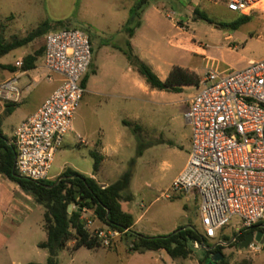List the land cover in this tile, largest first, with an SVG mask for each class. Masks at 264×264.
Here are the masks:
<instances>
[{
	"label": "rangeland",
	"instance_id": "obj_1",
	"mask_svg": "<svg viewBox=\"0 0 264 264\" xmlns=\"http://www.w3.org/2000/svg\"><path fill=\"white\" fill-rule=\"evenodd\" d=\"M8 1L5 0V2ZM10 1L11 5L15 6V10L23 11V16L18 18L17 28L27 32H30L34 27L27 26L30 14L36 11L37 15L44 17L47 10H51V5H54V0ZM111 1L86 0L82 9L84 21L77 22L76 19H71L73 22L71 25L66 23V27L82 31L89 37L93 51L98 50L101 40L115 41L118 36H122L118 32H113L116 30L115 26H107L103 23L102 15L105 19L106 8ZM28 3L30 4L28 5ZM123 3L131 2L130 0H123ZM148 3L165 7L161 10L162 17L159 33L157 36H152L158 51L163 58L171 61L176 66L196 69L198 80L204 77L209 67L219 70H241L248 65L250 60L259 61L264 59V0L261 5L257 6L259 9L244 15L249 16L251 21L239 26L234 31L218 29L214 25L199 19L191 10V8H198L208 18L217 23H233L240 15L228 11L224 0H215V2L213 0H148ZM46 6H48V9ZM167 12L170 13L171 20L163 17ZM16 15V12H13V16ZM73 15L75 16V11ZM180 19L187 23V33L194 35L192 36L193 44L204 49L211 57V60H205L201 64L197 55L185 52L174 46L177 43L178 36H174L177 32L172 27V22ZM0 23L5 27L8 26L9 18L0 19ZM225 32L231 35L230 39L224 35ZM0 33L4 38H7L5 29L3 32L0 29ZM40 41L41 38L39 37L26 47L11 51L0 59V64L12 66L15 59L21 56L23 51L30 50ZM40 50L41 47L38 48L39 52H41ZM92 70L91 63L87 74H90ZM8 74L7 70L0 69V81ZM50 86L51 84L47 81H41L38 85L31 86L29 89L31 94L27 99L21 101L22 103L18 106L19 110L12 117L3 116L4 112L0 115V124L6 136L10 135L12 129L16 127L25 114V111L32 105L35 98L39 96L38 94H43ZM198 92L199 90L192 86L187 87L183 94L180 95L166 93L163 96L159 92L153 98H146L149 103L145 111L138 112L140 116L139 124L134 122L130 124L131 140L129 141L126 135L121 138L122 145L119 159L122 162L121 168H123V171L131 168V160L135 161L132 181L126 191V194H130L132 198L128 202H122V208L124 211L131 213L134 221L142 215L137 220L136 229L152 237L165 236L178 228L184 227H191L200 235L203 234L196 207L198 199L195 198V194L190 196L174 195L171 199L165 198V194L172 183L173 172L181 163L183 156L179 152L180 148H177V145L183 142L185 135L189 136V127L185 124L184 119V112L187 109L186 98ZM101 109V100L86 94L73 116L72 131L63 137V142L66 143L74 138L76 139V135L85 140L83 138L84 129L92 132L97 131L99 120L101 119ZM154 138L163 140L165 145H171V147H158L154 150L145 148L142 155L137 156V149H142L144 145L150 143ZM71 149H74V151H68L62 156L57 155L55 157L48 174L49 180H54L58 176L64 163H67L66 169L73 162L78 163L82 170L87 169V166L90 169L93 168V160L89 157V146L80 145L71 147ZM26 204L27 208L31 209L27 224L33 225L35 232L43 234L44 209L37 204ZM86 217L91 218L94 222L91 230L104 228L96 218L91 217L89 214H86ZM262 223V227H264V221ZM242 230L240 221L233 219L231 225L221 231L216 239H205L204 245L200 244L197 250L192 245L194 251L191 256L192 259L171 260L164 252L160 253L161 258L156 252H144L141 254L128 252L129 250L125 249L124 244H120L116 252L103 247L94 253L81 249L75 256V264L82 262L85 264H199V259L202 260V264H217L218 262H214L213 257H210L206 250L211 249L218 242H223L224 244L220 246L221 252L219 253L224 256L227 264H244L246 262L249 264H264L262 246L258 245V252H252L249 249L239 248L237 246L239 243H230L234 236ZM122 241L127 243L128 248H130L125 238H122ZM69 249L72 250V247ZM63 259L65 262L71 259L67 251Z\"/></svg>",
	"mask_w": 264,
	"mask_h": 264
},
{
	"label": "built area",
	"instance_id": "obj_2",
	"mask_svg": "<svg viewBox=\"0 0 264 264\" xmlns=\"http://www.w3.org/2000/svg\"><path fill=\"white\" fill-rule=\"evenodd\" d=\"M262 1L228 0L226 8L247 15L259 9ZM91 61V44L84 32L64 27L44 36L46 80L51 81L53 75L61 79L14 132V168L20 177L49 180L63 137L72 131V119L84 95L82 80ZM14 67L22 70L23 61H16ZM197 88L185 116L191 130L188 159L165 198L196 194L201 236L214 240L233 219L246 232L264 221V59L250 61L241 70L209 67ZM20 100L18 77L0 82V107ZM78 139L85 144L80 136ZM83 223L86 230L92 229L89 218ZM126 232L103 228L93 233L100 246L108 249ZM222 245L218 242L215 247ZM199 247V243L193 244L195 250ZM248 249L258 252L259 246L253 241Z\"/></svg>",
	"mask_w": 264,
	"mask_h": 264
},
{
	"label": "crops",
	"instance_id": "obj_3",
	"mask_svg": "<svg viewBox=\"0 0 264 264\" xmlns=\"http://www.w3.org/2000/svg\"><path fill=\"white\" fill-rule=\"evenodd\" d=\"M137 1L138 0H130L131 3H123V0H112L110 4L107 5L106 18L104 19L102 15V19L104 20L103 23L107 26H115L116 30H114L113 32H118L122 36H118V39H116L115 41H110L107 39L101 40L97 51H93V46L91 45V63L93 67L92 71L94 73L89 74V77L84 86L83 97L88 94L101 100L102 112L101 119L99 120L100 122L98 124V130L92 132L86 131L84 129L83 138H85V140L83 141L85 142V144L80 143V141H78L79 135H76V139L74 138L72 141L70 140L66 143L63 142L62 147L55 155L56 157L57 155L62 156L65 152L68 151L73 152L74 149H71V147L74 146H89L90 159L93 160V158L91 157L92 153L97 154L101 158L98 170L94 172L93 168L90 169L88 166L87 169L82 170L81 166L78 163L74 162L69 165L70 167L68 169L93 179L101 188L112 185L123 175L124 172H126L123 171V168H121L122 162L119 159L122 145L121 138L126 135L129 141L131 140L132 135L130 133V124L133 122L139 124L140 116L138 112L143 110L145 111V108L149 103L146 98H153L159 92L160 95L163 96L166 93L180 95L183 94L187 87H192L184 86L181 88V91L179 93L165 91L157 92V90L151 89L146 84L144 78H142L138 74V72L128 63L126 57L120 51V48H123L125 42L128 40L133 54L137 56L143 63L148 65L152 72L161 81L167 79L173 67H180L176 66L166 58H163V56L158 51V48L156 47L154 39L152 38V36H157V34L159 33L162 17L161 10L165 7H162L161 5L160 7L158 5L148 3V6L141 15V26L136 29L133 36L131 38H128L126 34L122 32V29L126 21L128 20L129 11ZM213 1L215 2V0ZM227 1L228 0H224L225 3H227ZM21 2H23V0H21ZM85 2L86 0H54V5H51V10H47L44 17L41 15H37L36 11H33V13H31L28 18L29 20L27 21V26H34L31 29V31H33L43 22H48L50 26L45 33L46 35L48 32L54 31L55 29H59L63 26L66 27V23L71 25V23H73L71 19H76L77 22H82L84 21L82 9L84 8ZM29 4L30 3H28V5ZM46 8L48 9V6H46ZM191 10L194 11L193 8H191ZM74 11L75 16L73 15ZM13 12H16L17 15L13 16ZM169 15L170 13L167 12V14H165V16L163 17L171 20ZM20 16H23V11L15 10V6L11 5L10 0L8 2H5V0H0V19L9 18V25L5 27L7 34V38H5L6 40H9L11 37L24 38L28 33L31 32H27L23 29L17 28L16 25L17 23H19L18 18H20ZM57 22H63L62 26L58 25ZM178 22H180L179 25H177ZM172 27L177 32L174 36H178L177 43L174 45L176 48L197 55L200 58L201 64H203L205 60H211V57H209L208 53L204 49L193 44L192 36L194 35H189L187 33L186 30L188 29V27L185 21H183L182 19L175 20L172 22ZM224 35L227 36L228 39H230L231 37V35L226 32L224 33ZM44 36L40 37L41 41L39 43H36L30 50L23 51L21 56L17 57L14 61V63L18 60L23 61L24 58L36 54L37 56L34 62V67L30 70H19L14 67L13 63L11 66L12 70H7L9 74L1 80L3 81L12 77H18V88L21 93V100L15 104L16 107L11 112V114L3 115L9 118L12 117L17 110H19L18 106L22 103L21 101L27 99L31 94L29 93V89L31 88V86L38 85L41 81H47L51 84L47 91H45L41 95L38 94L39 96L35 98L32 105L25 111V114L17 123L16 127L12 129L10 135H5L0 124V131L2 135L5 136L11 144H13L14 132L17 127L21 124L22 121L31 116L43 104V102L58 86L61 79L59 76L53 75L51 81L46 80L47 73L43 68ZM37 39H35L34 41H36ZM39 47H41V53H39L38 51ZM250 61H248V63ZM180 68L186 69L184 67ZM186 70L197 75L196 69ZM195 87L196 89H198L197 85ZM195 95L196 94H192L186 98L187 109L184 112V119L185 124L189 127V136L185 135L183 142L180 145H177V148H180L179 152L182 153L183 156L181 158V163L173 172L172 181L184 168L190 152L191 130L185 116L189 109V100ZM3 112L4 107H0V115ZM140 126L142 125L140 124ZM158 147L169 148L171 147V145H165L163 140L154 138L150 143L144 145L142 149H137V156H141L145 148L154 150ZM138 152H140V155H138ZM66 164L67 163H64L60 168V173L57 177H59L65 170H67ZM124 197L127 198L122 202H128L132 198L130 194H126V191L124 192ZM195 198L198 199L196 194ZM122 202V211L132 217L129 211L123 210ZM26 203L35 204L31 197L22 193L20 189L14 183L9 181L5 176L0 175V264H45L47 261L48 252L46 250L38 248L39 243L46 241V233L43 227V234L41 232V234H39L38 232H35V230L33 229V225L27 224V221L29 220L31 215V209L27 208ZM196 207L198 210V205ZM86 214L90 215L89 212L85 214L82 213V221L83 219L89 218L86 217ZM141 216L142 215H140L137 220H139ZM89 219L91 220V218ZM137 220L134 221L131 231L146 237H152L150 235H147L146 233H143V231H139L138 229H136ZM93 226L94 222L92 221V227ZM103 227L107 228L106 226ZM238 234L239 233H237L233 238L235 239V244L241 242L236 238ZM122 238H124V236H120L119 238H117L114 241L112 247L108 248V250L116 252L118 249L117 247L120 244H124L125 249L127 248L129 250L128 244L123 242ZM72 245L73 243H68L66 248L59 253V255L57 256V263L75 264V256L77 255V253L81 249H86L79 248L77 250H70L69 248L72 247ZM100 248L101 246L99 248L86 249V251L94 253ZM214 248L215 246H213L211 249H207L206 252ZM66 251L70 254L71 258L68 262H65L63 259ZM128 252L132 251L129 250ZM162 252L164 251L156 252L160 258L162 257L160 254ZM208 255L210 257L214 256L212 254ZM189 258L192 259L191 257ZM80 264L85 263L82 262Z\"/></svg>",
	"mask_w": 264,
	"mask_h": 264
},
{
	"label": "trees",
	"instance_id": "obj_4",
	"mask_svg": "<svg viewBox=\"0 0 264 264\" xmlns=\"http://www.w3.org/2000/svg\"><path fill=\"white\" fill-rule=\"evenodd\" d=\"M148 6V0H138L129 11V17L126 21L122 32L128 38H131L141 26V15ZM193 13L199 19L214 25L219 29L236 30L239 26L251 21L249 16L240 15L233 23H217L208 18L205 13L194 9ZM63 22H57L62 26ZM48 22H43L35 30L28 33L24 38L14 37L7 41L0 33V59L9 54L11 51L26 46L35 39L44 36L49 28ZM65 26L61 27L64 28ZM0 29L3 32L5 26L0 23ZM120 51L126 57L128 63L144 78L146 84L154 90L179 93L184 86H196L199 82L197 76L180 67H173L166 80L161 81L150 69L132 52L129 41L125 42ZM41 53V52H39ZM36 54L28 56L23 60L22 70H30L34 67ZM2 70H12L11 66L0 64ZM92 71L90 74H93ZM89 74L86 73L82 80L84 87ZM15 104H7L4 107V115H9L15 109ZM140 155V152H138ZM15 148L9 140L2 135L0 131V175L5 176L9 181L14 183L22 193L31 197L35 204L44 209L42 227L46 233V241L39 243L38 248L48 252V258L45 264H57V256L63 251L69 242H73L72 250L79 248L94 249L99 248L94 230H86L81 219L82 210L85 209L96 218L103 226L119 232H127L124 238L129 243V250L135 253L158 252L164 251L172 260L188 259L194 254L192 245L197 242L204 243V238L193 228H178L174 232L165 236L146 237L131 231L134 224L133 218L122 211L121 202L124 192L127 191L132 178V169L135 163L130 161V169L112 185L101 188L93 179L78 174L72 170H65L55 180L48 181H30L20 177L14 168ZM93 171L99 168L101 158L92 153ZM68 206H72L71 213H68ZM263 223H258L249 231H240L236 237L242 241L244 236L249 232L259 230ZM264 251V245L262 246ZM221 252V247L216 246L214 249L207 251V254ZM202 264V260L199 259ZM217 264H227L223 260ZM244 264H249L248 262Z\"/></svg>",
	"mask_w": 264,
	"mask_h": 264
},
{
	"label": "water",
	"instance_id": "obj_5",
	"mask_svg": "<svg viewBox=\"0 0 264 264\" xmlns=\"http://www.w3.org/2000/svg\"><path fill=\"white\" fill-rule=\"evenodd\" d=\"M68 213H71L72 211V206H68L67 208ZM260 228V227H259ZM257 243L260 246L264 245V232L262 230H257L255 232H249L247 233L243 240L237 245L241 249H247L249 245L252 242ZM223 260V256L221 253L216 252L213 256V261L214 262H220Z\"/></svg>",
	"mask_w": 264,
	"mask_h": 264
},
{
	"label": "flooded vegetation",
	"instance_id": "obj_6",
	"mask_svg": "<svg viewBox=\"0 0 264 264\" xmlns=\"http://www.w3.org/2000/svg\"><path fill=\"white\" fill-rule=\"evenodd\" d=\"M258 229L263 231V228H258ZM214 254H215V253H214ZM214 254H212V255H214Z\"/></svg>",
	"mask_w": 264,
	"mask_h": 264
}]
</instances>
